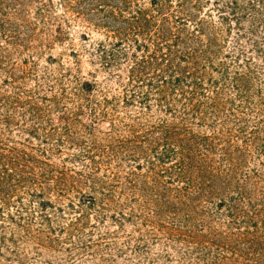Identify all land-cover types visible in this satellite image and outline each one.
I'll use <instances>...</instances> for the list:
<instances>
[{
	"label": "trees",
	"instance_id": "obj_1",
	"mask_svg": "<svg viewBox=\"0 0 264 264\" xmlns=\"http://www.w3.org/2000/svg\"><path fill=\"white\" fill-rule=\"evenodd\" d=\"M58 6L63 16L54 14L52 0H0L9 46H24L31 36L25 23L34 9L39 23H83L91 66V79L80 81L83 54L73 49L75 92L48 97L40 84L25 89L32 72L10 65L0 45V74L14 89L0 88V216L23 191L49 221L53 193L86 191L89 206L146 211L171 241L193 243L200 253L230 247L238 258L252 252L264 264V210L254 213L261 227L250 221L255 225L235 241L217 227L221 217L240 216V202L254 196L260 176L241 179L231 164L242 150L231 152L226 91L231 79L244 101L251 98L255 72L246 43L264 23V0H58ZM64 38L58 25L55 39ZM104 88L117 93L98 101ZM66 146L78 149L69 160L81 170L52 163Z\"/></svg>",
	"mask_w": 264,
	"mask_h": 264
},
{
	"label": "rangeland",
	"instance_id": "obj_2",
	"mask_svg": "<svg viewBox=\"0 0 264 264\" xmlns=\"http://www.w3.org/2000/svg\"><path fill=\"white\" fill-rule=\"evenodd\" d=\"M52 2L54 14L63 16L58 0ZM27 15L29 23L25 24L30 26L31 36L25 38L24 46H9L4 37L11 34L0 30V45L11 55L10 65L17 69L25 68L29 74L32 72L24 82L25 89L37 91L40 84L42 93L48 97L59 96L62 89L72 96L77 86L73 77L76 71H71L74 68L70 56L73 49L83 54L80 57V81L91 79L88 75L91 66L83 51L86 44L81 40L87 28L83 23H39L34 9H29ZM251 24H246L250 36ZM257 24V36H251L253 40L249 36L246 43L248 58L245 59H249L247 62L255 72L251 98L244 101L231 79L226 91L229 105L226 128L231 152L238 148L242 150L241 159L238 161L233 156L231 164L239 167L241 179L245 180L254 171L260 175L254 196L249 198L247 195L240 202L243 211L240 216L221 217L217 222V227L225 231L231 241L251 230L255 224H250V221L257 222L260 228V219L254 213L264 210V23ZM58 25L65 33L62 42L55 39ZM28 28L25 27L24 31ZM254 40L260 45V55L255 51ZM234 65L235 62H231L232 76ZM4 78L5 75L0 74V88L13 94L14 89L6 86ZM104 81L100 75L98 82ZM116 93L112 88H104L103 92L95 94V98L103 101L104 97ZM134 111L138 113L140 109L134 108ZM121 116L124 117L123 112ZM52 117L57 118L58 114L54 113ZM108 127V123L102 124L104 131ZM33 143L47 147L40 140ZM78 153L77 148L66 146L51 161L56 167L65 165L69 169L81 170V164L69 160ZM127 169L123 167V170ZM237 192V186H234L232 196L236 197ZM88 193L77 194L68 189L61 198L53 193L50 197L53 209L48 210L49 221H46L36 199L27 192H19L16 203L0 216V264H259L252 252L243 258H238L237 252L234 253L230 247H212L209 252L200 253L193 243L171 241L146 211L132 213L129 206L123 211L105 210L101 209L99 202L89 206L82 197ZM230 246L234 247V244Z\"/></svg>",
	"mask_w": 264,
	"mask_h": 264
}]
</instances>
